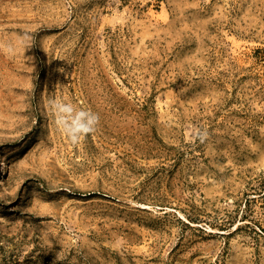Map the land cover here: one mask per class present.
Wrapping results in <instances>:
<instances>
[{
    "label": "rangeland",
    "instance_id": "obj_1",
    "mask_svg": "<svg viewBox=\"0 0 264 264\" xmlns=\"http://www.w3.org/2000/svg\"><path fill=\"white\" fill-rule=\"evenodd\" d=\"M0 264H264V0H0Z\"/></svg>",
    "mask_w": 264,
    "mask_h": 264
},
{
    "label": "bare ground",
    "instance_id": "obj_2",
    "mask_svg": "<svg viewBox=\"0 0 264 264\" xmlns=\"http://www.w3.org/2000/svg\"><path fill=\"white\" fill-rule=\"evenodd\" d=\"M5 162L3 161L1 155H0V169H4L5 167Z\"/></svg>",
    "mask_w": 264,
    "mask_h": 264
}]
</instances>
